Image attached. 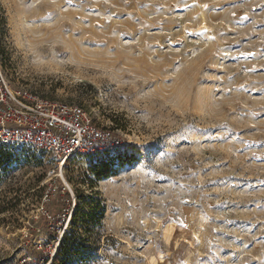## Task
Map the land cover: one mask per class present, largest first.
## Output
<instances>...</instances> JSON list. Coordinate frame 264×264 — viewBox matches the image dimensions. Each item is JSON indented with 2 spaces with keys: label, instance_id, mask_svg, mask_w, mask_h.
Returning a JSON list of instances; mask_svg holds the SVG:
<instances>
[{
  "label": "rangeland",
  "instance_id": "rangeland-1",
  "mask_svg": "<svg viewBox=\"0 0 264 264\" xmlns=\"http://www.w3.org/2000/svg\"><path fill=\"white\" fill-rule=\"evenodd\" d=\"M0 56L122 143L4 160L0 264H264V0H0Z\"/></svg>",
  "mask_w": 264,
  "mask_h": 264
},
{
  "label": "built area",
  "instance_id": "built-area-1",
  "mask_svg": "<svg viewBox=\"0 0 264 264\" xmlns=\"http://www.w3.org/2000/svg\"><path fill=\"white\" fill-rule=\"evenodd\" d=\"M121 144L111 128L95 122L83 107L45 100L15 87L0 56V146L7 154L42 155L63 167L76 159L96 163ZM64 235L53 242L41 264H54ZM9 264L35 263L25 258Z\"/></svg>",
  "mask_w": 264,
  "mask_h": 264
},
{
  "label": "trees",
  "instance_id": "trees-1",
  "mask_svg": "<svg viewBox=\"0 0 264 264\" xmlns=\"http://www.w3.org/2000/svg\"><path fill=\"white\" fill-rule=\"evenodd\" d=\"M10 155L5 152V150L0 146V166L3 164L4 160L9 159ZM123 164V161L121 165ZM112 165L104 162H100L97 167H91L92 174L98 179L108 177L112 172ZM78 235L75 233H65L58 256L54 264H69L74 260V258L79 254L81 249L82 240H78Z\"/></svg>",
  "mask_w": 264,
  "mask_h": 264
},
{
  "label": "bare ground",
  "instance_id": "bare-ground-1",
  "mask_svg": "<svg viewBox=\"0 0 264 264\" xmlns=\"http://www.w3.org/2000/svg\"><path fill=\"white\" fill-rule=\"evenodd\" d=\"M64 167V166H63Z\"/></svg>",
  "mask_w": 264,
  "mask_h": 264
}]
</instances>
